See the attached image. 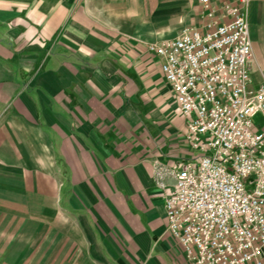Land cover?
Wrapping results in <instances>:
<instances>
[{
  "label": "crops",
  "instance_id": "0c3cea01",
  "mask_svg": "<svg viewBox=\"0 0 264 264\" xmlns=\"http://www.w3.org/2000/svg\"><path fill=\"white\" fill-rule=\"evenodd\" d=\"M210 1L0 0V264H189L158 171L199 154L149 45L243 7ZM249 25L257 88L264 0Z\"/></svg>",
  "mask_w": 264,
  "mask_h": 264
},
{
  "label": "built area",
  "instance_id": "2783aa9c",
  "mask_svg": "<svg viewBox=\"0 0 264 264\" xmlns=\"http://www.w3.org/2000/svg\"><path fill=\"white\" fill-rule=\"evenodd\" d=\"M242 5L228 22L149 45L199 154L172 173L173 189L158 171L167 230L189 264H264V127L255 123L264 120V83L253 86L249 0Z\"/></svg>",
  "mask_w": 264,
  "mask_h": 264
},
{
  "label": "rangeland",
  "instance_id": "374dc122",
  "mask_svg": "<svg viewBox=\"0 0 264 264\" xmlns=\"http://www.w3.org/2000/svg\"><path fill=\"white\" fill-rule=\"evenodd\" d=\"M260 120H261V119H260L259 117L256 118V119H255V123H256V124L260 123Z\"/></svg>",
  "mask_w": 264,
  "mask_h": 264
}]
</instances>
